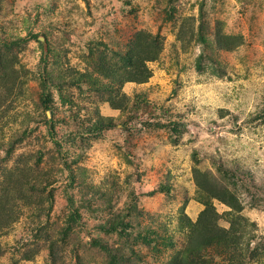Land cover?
<instances>
[{"label": "rangeland", "instance_id": "374dc122", "mask_svg": "<svg viewBox=\"0 0 264 264\" xmlns=\"http://www.w3.org/2000/svg\"><path fill=\"white\" fill-rule=\"evenodd\" d=\"M218 25L240 37L238 46L216 49ZM142 31L161 42L157 60L147 62L152 75L125 83L128 106L112 109L77 73L91 72L100 53L119 66V54ZM29 34L36 39L15 41ZM1 52L17 58L26 84L0 111V182L4 168H30L26 175L51 182L52 206L40 222L35 210L23 209L3 229L0 264H53L46 237L57 242L55 264H105L91 238L125 242L126 264H165L186 244L180 214L195 221L204 208L195 168L237 197L243 229L264 241V0H3ZM40 75L58 85L50 86L48 104ZM98 114L113 126L92 134ZM69 171L106 195L87 203L83 186L67 187ZM69 196L88 208L76 206L79 220L61 240ZM132 203L141 214L129 218L128 239L96 230ZM213 206L218 225L228 228L231 208L218 200ZM36 248L33 259H23Z\"/></svg>", "mask_w": 264, "mask_h": 264}, {"label": "trees", "instance_id": "16d2710c", "mask_svg": "<svg viewBox=\"0 0 264 264\" xmlns=\"http://www.w3.org/2000/svg\"><path fill=\"white\" fill-rule=\"evenodd\" d=\"M2 1L0 0V4ZM200 12V15H203L202 9H200ZM200 21H202V16ZM202 25L203 22L199 23L198 37L199 41L204 43L201 34ZM29 39H36V36L29 34L27 38H16L15 41L24 43ZM239 41L240 37L224 35L219 25L214 28L213 43L216 49H233L238 46ZM38 42L40 41L38 40ZM13 44L12 41L11 45ZM4 47L7 49L9 45L6 44ZM161 48L158 37H153L143 31L137 32L133 35L128 51L125 54H119V66L112 64L104 53H100L95 59V64L91 66L92 71L78 72L76 80L91 84L92 90L97 91L100 100L109 103L112 109L125 110L129 100L125 94H120L121 88L125 83L144 84L148 82L152 72L148 68L147 62L157 60ZM46 54V52L42 54V59L47 56ZM16 62L17 58L15 56L10 58L8 53H0V111L7 107H4V105L7 104L9 99H15L23 94L22 87L26 83L25 80H20L21 76L18 70L14 68ZM22 73L24 75V70H22ZM93 73H97V75L93 76ZM98 76L102 77L105 82H100ZM70 84L74 83L70 82ZM51 85L58 87L53 80L43 78L40 75L42 102L44 104L50 102L49 90ZM1 94L6 97L2 98ZM111 126H113V123L110 119H105L98 114L90 133L96 134ZM11 146L12 143L10 142L9 147ZM4 153V158L7 159L11 154L10 148H5ZM31 171L30 168L25 170L21 167L15 169L4 168L3 170V180L0 182V236L4 233L2 231L5 227H9L18 219L23 209L24 211L35 210L39 222L43 218H48L47 212L50 211L52 206V194L47 188L51 186V182L45 180L42 184L39 177L35 176L33 178L25 174V172L31 173ZM206 175V173L196 168L193 170V179L197 188L196 200L204 208L195 221H192L183 212L180 214L178 229L186 231V244L165 264H250L254 261L264 260V241L256 238L255 235L250 237V234L248 235L243 229L242 217L239 215L242 211V205L237 197L227 188L209 181ZM76 182L79 186H83L85 195L87 193L91 194V198L86 201L87 203L106 195L100 189L84 184L82 177L77 178L72 171H69L67 187L72 189ZM258 191L264 195V185ZM213 200L221 201L231 208L230 211L226 212L228 215V228L218 225L219 216L215 212ZM68 202V212L66 213L64 226L60 231L61 240H63V236L68 235L77 220H79L76 206L82 204V207L88 208L87 204H84L86 202L80 199L76 200L73 196L68 197ZM126 207L125 212L117 213L114 217L111 216L108 220L99 224L96 230L109 235L118 234V237L128 239L129 235L124 233L130 227L128 220L131 215L135 213L139 215L141 212L137 210L136 205L133 203ZM150 232L155 233L154 231ZM123 234L127 236L123 237ZM46 239L53 264L59 263L57 242L49 237H46ZM134 240L150 245L149 239L144 236L137 235ZM91 245L102 250L105 256V264H126L125 242L118 244L116 247L114 244L101 243L97 238H91ZM37 253V248L34 251L26 252L23 259L29 261ZM2 254L3 248L0 244V256Z\"/></svg>", "mask_w": 264, "mask_h": 264}, {"label": "water", "instance_id": "95a60500", "mask_svg": "<svg viewBox=\"0 0 264 264\" xmlns=\"http://www.w3.org/2000/svg\"><path fill=\"white\" fill-rule=\"evenodd\" d=\"M40 40H41L42 42H44L43 39H40Z\"/></svg>", "mask_w": 264, "mask_h": 264}]
</instances>
